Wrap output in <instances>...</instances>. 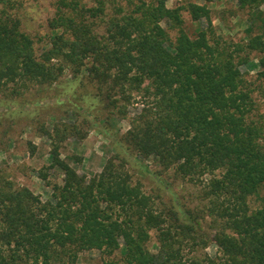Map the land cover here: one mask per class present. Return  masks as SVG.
<instances>
[{
    "label": "trees",
    "instance_id": "trees-1",
    "mask_svg": "<svg viewBox=\"0 0 264 264\" xmlns=\"http://www.w3.org/2000/svg\"><path fill=\"white\" fill-rule=\"evenodd\" d=\"M166 1L56 0L38 48L19 14L23 0H0L3 101L70 71L98 90L93 107L124 117L123 108L141 106L116 153L91 175L60 152L96 124L81 109L73 112L80 121L39 127L52 144L49 168L62 174L48 182L49 200L0 168V264H78L94 249L104 264H117V251L123 264H264V0H236L248 15L246 38L237 42L218 32L206 4ZM184 12L206 26L191 35ZM11 104L0 105L5 139ZM135 155L160 168L145 170L150 192L133 179ZM168 171L198 187L200 207L173 193L174 182L162 178Z\"/></svg>",
    "mask_w": 264,
    "mask_h": 264
},
{
    "label": "rangeland",
    "instance_id": "rangeland-1",
    "mask_svg": "<svg viewBox=\"0 0 264 264\" xmlns=\"http://www.w3.org/2000/svg\"><path fill=\"white\" fill-rule=\"evenodd\" d=\"M56 0H23V7L19 14L22 16L24 28L35 38L36 46L39 48L48 38V18L56 13ZM188 1L198 4H206L212 15L214 26L220 34H223L234 41H243L246 38L248 28V15L246 11L237 8L236 0H167L168 7H174ZM88 5H93L94 0H84ZM232 14H235L232 16ZM184 27L191 34L206 26V21L192 20L188 12L183 13ZM171 36H176V31H170ZM43 40V42L40 41ZM264 56V55H263ZM254 74V73H252ZM74 78L70 71H67L62 78L50 86H36L19 96L12 104L0 96L1 106L4 103L16 110L13 115V126L9 131L8 138L0 136V168L4 169L11 179L18 185L29 188L42 200L51 198L52 187L50 183L61 182L62 174L51 166L50 152L51 141L42 135L40 126L44 129H52L57 119L63 122L72 123L74 120H81L80 115L73 116L74 110H82V114L95 122V126L89 131L85 130V138L78 142L73 139L67 140L60 148L61 158L69 161L80 173L94 174L100 172L109 157L116 153V143L122 135L130 128L131 118L140 111L138 104L129 105L123 108L124 117L113 109L106 113L100 105H94L92 95L97 89L88 84L84 79ZM121 104H123L121 102ZM101 110V111H100ZM264 110V108L262 109ZM18 111V112H17ZM113 112V114H112ZM132 170L134 181L140 180L144 190L150 192L154 181L149 180L146 168L160 170L153 160H141L136 155L133 157ZM48 173L47 180L42 175ZM173 171L163 173L162 178L173 183V193L190 208L201 206L199 189L188 181L175 180ZM264 194V191H263ZM161 199H156L160 203ZM156 203V204H158ZM161 205V204H160ZM257 205V204H255ZM210 219L203 222V226L209 231ZM152 239L149 248L156 251V232L152 231ZM217 249L210 245L207 252L214 255ZM113 258L117 264H123L121 253L117 251ZM78 264H104L102 254L99 250H90L80 255Z\"/></svg>",
    "mask_w": 264,
    "mask_h": 264
}]
</instances>
